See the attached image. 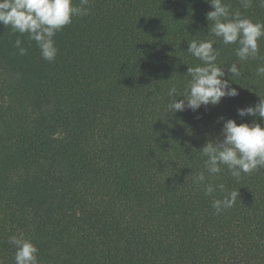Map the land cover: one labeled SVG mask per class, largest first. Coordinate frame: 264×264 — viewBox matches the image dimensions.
<instances>
[{"label":"trees","instance_id":"1","mask_svg":"<svg viewBox=\"0 0 264 264\" xmlns=\"http://www.w3.org/2000/svg\"><path fill=\"white\" fill-rule=\"evenodd\" d=\"M224 2L264 23L257 0L247 10ZM88 8L56 34L51 63L27 34L0 25V259L14 264L8 237L23 233L40 264H264V169L239 181L205 171L204 183L239 193L219 215L212 202L223 194L193 182L221 117L261 123L237 109L264 99L256 75L264 60L239 61L236 44L213 37L216 64L238 95L172 113L169 87L182 93L187 67L202 66L187 46L210 38V4L89 0ZM258 43L264 57V37ZM232 63L239 77L228 73Z\"/></svg>","mask_w":264,"mask_h":264},{"label":"clouds","instance_id":"2","mask_svg":"<svg viewBox=\"0 0 264 264\" xmlns=\"http://www.w3.org/2000/svg\"><path fill=\"white\" fill-rule=\"evenodd\" d=\"M206 2L212 9L206 14L207 21L212 22L208 33L210 38L192 39L187 46V53L198 59L202 66L187 67V75L191 79L182 93H178L174 84L169 87L167 109L172 113L186 108L195 112L201 106H216L222 98L238 95L236 89L230 86V81L224 79L223 67L216 64L219 53L214 47L216 40L213 37L219 38L224 45L236 44L235 55L239 61L250 58L264 60L258 43L264 37V23L243 17L240 9L231 10L224 0ZM239 2L247 10L252 7L253 0ZM257 3L264 8V0H257ZM88 5L89 0H80L79 6H74L73 0H0V25L10 27L13 33L27 34L28 39L35 42L41 58L51 63L58 53L54 37L72 23L73 17L88 15ZM21 43L20 39H16L14 47L20 56H25L28 50ZM227 71L231 78L241 75L236 63H232ZM256 75L264 78V65L256 68ZM177 97L183 99L178 101ZM237 115L241 118L258 117L261 123L253 121L251 125H237L234 120L224 121L221 117L223 128L220 137L206 142L200 149V154L206 158L203 161L204 171L196 173L193 180L198 186L203 185L205 195L212 196L217 190L223 194L222 198H214L212 202L217 215L231 208L239 193L232 190L224 194L223 183H204L205 171L214 177L226 169L232 178L239 181L242 174L264 169V99H259L255 106L237 109ZM8 243L15 248L14 264H40L38 248L23 233L9 236ZM0 264H4L2 259Z\"/></svg>","mask_w":264,"mask_h":264}]
</instances>
